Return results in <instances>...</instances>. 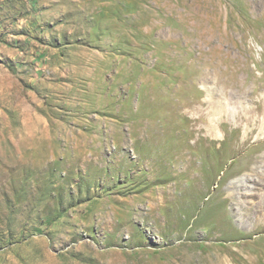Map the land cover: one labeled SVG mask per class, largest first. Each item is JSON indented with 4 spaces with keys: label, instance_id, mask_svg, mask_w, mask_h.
Segmentation results:
<instances>
[{
    "label": "rangeland",
    "instance_id": "rangeland-1",
    "mask_svg": "<svg viewBox=\"0 0 264 264\" xmlns=\"http://www.w3.org/2000/svg\"><path fill=\"white\" fill-rule=\"evenodd\" d=\"M0 264H264V0H0Z\"/></svg>",
    "mask_w": 264,
    "mask_h": 264
}]
</instances>
